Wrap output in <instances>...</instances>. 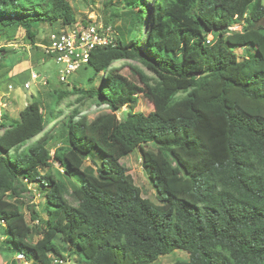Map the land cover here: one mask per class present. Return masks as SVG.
Here are the masks:
<instances>
[{
	"label": "trees",
	"instance_id": "obj_1",
	"mask_svg": "<svg viewBox=\"0 0 264 264\" xmlns=\"http://www.w3.org/2000/svg\"><path fill=\"white\" fill-rule=\"evenodd\" d=\"M22 2L0 0L9 42L23 29L37 47L32 22L77 23L68 0ZM108 3L105 26L121 24L113 44L80 68V86L56 91L49 110L33 98L14 123L1 116L0 251L11 264L80 255L84 264H153L176 250L190 260L174 264H264V0ZM236 23L241 30L231 29ZM0 52V72L11 69L3 64L9 51ZM126 61L149 72L131 66L141 86L116 66ZM146 90L158 111H136ZM73 95L109 113L90 121L76 109L64 117L57 109ZM137 149L158 205L121 162ZM88 160L95 166L85 168ZM31 183L45 200L46 221L31 210L41 227L23 212Z\"/></svg>",
	"mask_w": 264,
	"mask_h": 264
},
{
	"label": "rangeland",
	"instance_id": "obj_2",
	"mask_svg": "<svg viewBox=\"0 0 264 264\" xmlns=\"http://www.w3.org/2000/svg\"><path fill=\"white\" fill-rule=\"evenodd\" d=\"M39 1V0H35ZM71 4L77 23H81L83 20L91 21L96 25H105L111 17V8L109 6V0H68ZM21 3L22 0H21ZM119 6V11L121 12ZM121 22H117L114 25H110L115 38L117 35V26ZM64 28L62 22H57L54 25L42 24L41 22H32L31 31L36 35L37 47L32 45L31 40L27 38L26 32L23 29H19L15 34L14 40L9 42L4 38L2 34L3 28L0 27V49L3 48L9 51V54H5L3 64L7 67H12V71L5 69L0 72V113L2 115H9L10 121H2L5 125L14 123L13 121L19 119V113L26 108V106L33 101V98H39L46 110L55 106L56 91H66L72 86H80V75L84 72V67L77 73L72 74L69 77L68 83H60L61 71L63 66L57 65L52 58H49L45 54L44 47L48 45L49 36L55 31H59ZM234 30H241L242 25L236 23L233 25ZM5 34L7 32L5 31ZM238 55L243 58L246 57L244 50H237ZM13 65V66H12ZM117 67H122V74L139 86V77L135 71L131 68L135 67L149 75V72L137 61L119 62ZM36 73L40 78L36 81H31V73ZM104 74H100L103 77ZM100 77L99 80L100 81ZM31 82V89L25 90L24 84ZM47 83V84H46ZM12 85L13 89H9ZM138 106L136 111L149 114L150 112L158 111V103L156 96L150 91L146 90L139 95ZM96 102L85 101L84 103H78L75 95L66 98L65 101L57 109L58 112H62L64 117H68L74 110L78 109L83 115L88 116L92 121L99 115L109 113V109L104 108L99 111H92V107L96 105ZM5 105V107H3ZM129 109L124 107L117 113L119 119H124L125 114ZM48 114V113H47ZM33 141L29 142L30 145ZM17 149H15L16 151ZM55 148H52V154H54ZM128 172L132 175L135 184L141 189L142 196L148 199L154 204H159L158 191L149 177V173L145 169L142 163V155L139 149L135 150L131 154L125 156L121 161ZM94 167L92 161L85 163L86 167ZM55 169L62 171L58 163L54 164ZM71 187V185L67 182ZM38 183H31L28 185V192H25L22 199L23 212L26 215L27 221L32 226L41 227L42 223L39 221H32L31 210L32 207L39 213L42 221H46L47 215L45 213V200L40 196ZM1 227V226H0ZM39 236L33 233L31 240L36 242ZM4 237L0 235V246H5ZM9 254V252H8ZM68 255H73L72 252H68ZM73 257V256H72ZM71 259V260H70ZM190 260V254L183 250H176L168 255L160 257L153 264H174L176 262H188ZM20 264H32L26 263L22 258L18 259ZM11 256L2 254L0 251V264H11ZM86 262V256L80 255L73 258H68L61 264H84Z\"/></svg>",
	"mask_w": 264,
	"mask_h": 264
},
{
	"label": "built area",
	"instance_id": "obj_3",
	"mask_svg": "<svg viewBox=\"0 0 264 264\" xmlns=\"http://www.w3.org/2000/svg\"><path fill=\"white\" fill-rule=\"evenodd\" d=\"M113 41L111 27L96 25L90 21L88 25L76 23L60 32L52 33L49 36V44L44 47V50L45 54L51 57L57 65L63 66L59 78L60 83H68L72 74L77 73L82 66L89 63L94 51L112 45ZM3 56L4 54L0 52V61ZM30 78L31 81H36L40 76L32 72ZM9 89L12 90L13 86L10 85ZM24 89L30 90L31 82H26ZM104 108L108 109L106 105L96 104L91 110L99 111Z\"/></svg>",
	"mask_w": 264,
	"mask_h": 264
},
{
	"label": "crops",
	"instance_id": "obj_4",
	"mask_svg": "<svg viewBox=\"0 0 264 264\" xmlns=\"http://www.w3.org/2000/svg\"><path fill=\"white\" fill-rule=\"evenodd\" d=\"M8 70H11L12 71V68L11 69H8ZM3 107H5V105H3ZM1 116H2V113H0V121H1Z\"/></svg>",
	"mask_w": 264,
	"mask_h": 264
},
{
	"label": "water",
	"instance_id": "obj_5",
	"mask_svg": "<svg viewBox=\"0 0 264 264\" xmlns=\"http://www.w3.org/2000/svg\"><path fill=\"white\" fill-rule=\"evenodd\" d=\"M0 125H1V121H0Z\"/></svg>",
	"mask_w": 264,
	"mask_h": 264
}]
</instances>
